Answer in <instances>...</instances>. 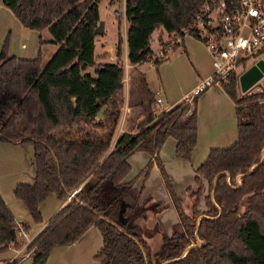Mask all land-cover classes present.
Returning <instances> with one entry per match:
<instances>
[{"label": "trees", "instance_id": "1", "mask_svg": "<svg viewBox=\"0 0 264 264\" xmlns=\"http://www.w3.org/2000/svg\"><path fill=\"white\" fill-rule=\"evenodd\" d=\"M2 1L23 26L46 28L50 40L59 43L42 65L38 55L10 54L5 40L0 46V140L31 143L34 160L31 181L17 182L12 192L35 222L41 220L39 202L45 195L53 192L64 199L72 192L26 244L30 264H43L51 247L75 240L90 224L101 234V245L94 253L100 264H160L194 241V219L199 213H203L196 228L199 243L163 264H264V80L258 90L237 94L236 70L220 78L222 89L234 102L236 138L226 146L210 147L194 168V186L186 187L187 206L173 190L158 148L170 135L175 139L174 155L189 159L195 143L197 95L154 112L153 92L146 89L132 102L138 104L141 117L108 148L122 102L119 28L113 60H102V54L93 53L99 20L96 0ZM200 1L124 0L126 61L151 58L156 65L162 58L152 54L151 31L159 27L169 37L179 33ZM261 53L264 45L257 51ZM135 149L149 154L139 170L142 180L154 162L175 209L177 219L169 234L156 218L164 204L149 196L140 199L142 180L135 186L134 178H123L129 169L126 157ZM203 180L206 191L201 195ZM211 187L219 208L216 216ZM200 199L204 209L198 208ZM147 211L154 214L149 226L138 220ZM155 233L159 243L152 249L148 237ZM16 237L12 213L0 196V249L14 245ZM17 260L13 257L4 264Z\"/></svg>", "mask_w": 264, "mask_h": 264}, {"label": "crops", "instance_id": "2", "mask_svg": "<svg viewBox=\"0 0 264 264\" xmlns=\"http://www.w3.org/2000/svg\"><path fill=\"white\" fill-rule=\"evenodd\" d=\"M119 2L122 9L114 10L117 11V16H122L124 31V47L122 48L121 59L123 60L124 74L122 77V99L125 101L129 92V84L125 82V77L131 81L132 74L138 70L141 62L131 64L126 61L124 0H119ZM120 22L118 17L116 29L119 28ZM42 30L46 31L47 29L23 26L11 9L0 0V46L5 40L7 51L10 54L23 58H33L38 55L41 63L43 45L49 44L44 51L47 54H50L54 48V44L50 41V34L46 33L42 36ZM174 45L165 46V52L163 51V55H161L162 60L156 65L153 64L156 78L155 81L151 82L153 86L151 91L154 92L156 89L160 91L162 96L161 108H166L172 103L180 101L183 93L201 76L210 71L209 55L197 38L186 34L180 42ZM95 54H102V60H113V44L107 46L100 44L99 50ZM237 86L239 88L238 82ZM136 105L138 106V104ZM122 107L123 111L118 113L108 148L112 146L113 141L121 131L130 130L134 126L133 122H129L126 116L129 107L126 101L123 106H119V110ZM139 114L135 120L142 115ZM98 115H100V111ZM195 123V143L191 148L189 159L174 155L175 139L170 135L163 139L158 148L159 159L172 188L185 205L189 201L186 187L193 183L194 168L203 160L208 149L226 146L236 138L234 102L222 89L219 81L211 83L196 96ZM148 158L149 154L145 150H132L126 157L129 169L123 178H134L133 184L138 186L142 180V174L139 170ZM33 172L34 160L31 143L0 140V196L11 211L15 225L19 223L25 230L24 234H19L16 231L17 237L14 245L0 249V264H4L7 259L13 257L18 258L16 264H30L31 257L26 250V244L43 228L48 217L68 197L59 199L53 192H49L39 202L41 220L32 221L24 203L13 194L12 189L17 182H30ZM145 196L159 200L164 204L163 208L156 212V218L161 229L165 233H169L177 215L154 162L151 163L142 180L139 198ZM200 202H202L201 199L198 205ZM100 245L101 234L94 224H90L75 240L51 247L43 264H100L99 259L94 256Z\"/></svg>", "mask_w": 264, "mask_h": 264}, {"label": "built area", "instance_id": "3", "mask_svg": "<svg viewBox=\"0 0 264 264\" xmlns=\"http://www.w3.org/2000/svg\"><path fill=\"white\" fill-rule=\"evenodd\" d=\"M186 34L203 44L210 59V71L181 97V100L190 101L230 69L243 68L246 60L253 62L260 57L257 51L264 45V0H201L191 20L169 39L178 43ZM164 49L165 46L158 47L152 54L161 56ZM161 103L162 96L156 89L152 110L161 109ZM15 227L19 234L25 233L19 223Z\"/></svg>", "mask_w": 264, "mask_h": 264}, {"label": "rangeland", "instance_id": "4", "mask_svg": "<svg viewBox=\"0 0 264 264\" xmlns=\"http://www.w3.org/2000/svg\"><path fill=\"white\" fill-rule=\"evenodd\" d=\"M96 5H97V13H98L99 20L102 21V30L100 32L95 33V35H94L93 52H95V53L98 52L100 44H105L106 46L108 44H113L114 39H115V32H116V20L118 19V17L121 20L120 25H119V29H120L121 36L123 38V41L121 44L122 48H123L124 47V31H123V26H122L123 25L122 24V16H120V15L117 16L118 13L116 10H114V9H117V10L122 9L119 0H115L112 2H110L109 0H96ZM46 31L42 30V32H41L42 36H44L46 33L49 34L48 30H46ZM158 33H160L159 38H158ZM169 38L170 37L168 35H166V32L164 30H161V32H159V27L154 28L150 33L149 46L153 50V49H156V47H162V46L167 47V46H172V45L176 44V43L172 42ZM50 41H51V43L54 44V48H53V51H54L57 48V46L59 45V43L52 41V40H50ZM47 45H49V44H45L42 47V52H43L42 58L43 59H42L41 65L44 64V62L47 60V58L53 52L52 51L50 54L44 53L45 48L48 47ZM174 46L177 47V45H174ZM164 52H165V49H164ZM152 53H154V51H152ZM259 56L264 58V55L262 53ZM161 58H163V57H161ZM251 62H252V59H248L245 61L243 68L242 67H236V69H235L236 74L238 75L240 70L244 69ZM138 71L142 72V76L144 77V81L139 80V78L141 76L139 75ZM155 75H156L155 69H154L152 60L150 58V59H146L140 63L138 70L132 74L131 81H129V79H126V77H125V82H127L129 84L128 85L129 86V92H128V96L125 100L129 106L127 109V112H126V116H127L129 122L131 121V122H133V124H135L136 121L141 117L140 116L139 118H137L135 120L136 116L140 115L139 114L140 110H139V107L136 104H133L132 102L134 100V97H136V95L142 96L146 89L151 90V87H153L151 82L155 81V78H156ZM263 80H264V73L260 77H258V79L246 89V92L258 90L260 85L262 84ZM235 89H236L237 94L241 93V91L239 90V88L237 86V81H236ZM125 101L122 99L121 106H123V104H125ZM180 101H184V100H180ZM119 111L120 112L123 111V107ZM133 124H132V126H133ZM203 184L204 185L201 188V195L206 191V184H205L204 180H203ZM191 186L193 187L194 183H192ZM189 202H190V198H189V201L186 202L187 206L189 205ZM198 208L204 209V204L202 202H200V204L198 205ZM146 214L147 215L145 217L138 218V220L149 226L152 224V221L154 219V214L149 213V211H147ZM170 232H171V230L169 231V233ZM169 233H166V234H169ZM148 242H149V245L152 249L155 248L159 243L158 234L155 233L152 236L148 237ZM26 250L29 252L28 249H26ZM7 260H9V259H7Z\"/></svg>", "mask_w": 264, "mask_h": 264}, {"label": "water", "instance_id": "5", "mask_svg": "<svg viewBox=\"0 0 264 264\" xmlns=\"http://www.w3.org/2000/svg\"><path fill=\"white\" fill-rule=\"evenodd\" d=\"M102 30V21H98L97 24L94 27V31L95 33L100 32ZM264 73V58L262 57H258L257 59H255L253 62H251L248 66H246L244 69H242L238 75H237V82L239 85V89L241 91H245L251 84H253L258 77H260L262 74ZM264 148V142L262 144L261 150ZM255 164V163H254ZM253 164V165H254ZM253 165H251L246 171H248ZM226 174V181H227V172L224 171ZM241 173H238L235 176V181L236 184H239V175ZM216 177V174L213 176V183H214V179ZM212 192H213V187H211L210 190V199L211 201L214 203V205L217 207V213L213 216H216L219 212V208L218 205L214 202L213 200V196H212ZM72 193V192H71ZM71 193H69V195H71ZM68 195V196H69ZM123 206L121 205L118 209V217L119 219H121V210H122ZM203 213H199L196 215L195 219H194V229H193V235H194V241L189 242L188 244H186L183 249L179 252L178 255L172 257V258H167L164 259L160 262V264H163L164 262L171 260V259H177L179 257H181L190 247L197 245L199 243V237L196 234V228H197V224H198V219L200 218V216H202Z\"/></svg>", "mask_w": 264, "mask_h": 264}]
</instances>
